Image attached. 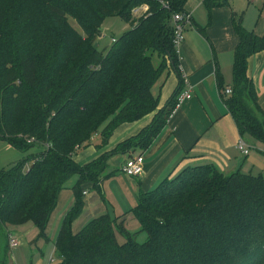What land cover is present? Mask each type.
Here are the masks:
<instances>
[{
	"label": "trees",
	"instance_id": "16d2710c",
	"mask_svg": "<svg viewBox=\"0 0 264 264\" xmlns=\"http://www.w3.org/2000/svg\"><path fill=\"white\" fill-rule=\"evenodd\" d=\"M144 1L151 10L114 37L105 51L98 49L94 43L101 34L100 25L112 15L129 21L131 9ZM9 2L14 6L8 7ZM186 2L0 0V139L20 149L46 143L37 155L0 170V239L6 238L10 227L28 222L47 237L63 186L77 174L76 202L55 241L59 264H264V177L240 170L226 174L212 163L186 166L156 187L139 191L130 211L147 234L144 242L126 229L124 218L108 213L72 231V221L83 204L84 190L79 186L89 182L100 189L108 155L148 148L176 107L185 82L174 46L172 15L184 11ZM207 4L228 1L208 0ZM33 12L43 16L40 24ZM235 30L240 41L234 55L232 92L222 97L227 96L225 102L240 135L264 144V110L247 74L248 58L264 49V34L248 31L240 22H235ZM14 45L20 73L9 66ZM82 47H86L83 57L46 102L49 88ZM153 55L158 57L157 65ZM43 59L48 63L38 77ZM170 71L179 81L160 106L153 88ZM33 90L46 102V115L27 117L23 132L28 137L20 138L13 117L28 103L26 92ZM153 112L146 126L110 151L86 164L74 159L80 148L89 145L81 144L86 135L97 133L100 126L95 146L103 148L120 125Z\"/></svg>",
	"mask_w": 264,
	"mask_h": 264
},
{
	"label": "crops",
	"instance_id": "0c3cea01",
	"mask_svg": "<svg viewBox=\"0 0 264 264\" xmlns=\"http://www.w3.org/2000/svg\"><path fill=\"white\" fill-rule=\"evenodd\" d=\"M240 1L244 3L241 10L232 5L234 0L228 1L227 6H219L225 7L219 8L218 11V6L212 5L211 18L207 27L194 19V11L202 7L207 9L208 0H192L191 3L188 1L186 7L184 6L185 11L191 13L192 20L184 28V40L179 47V67L182 78L184 77L191 87V98L184 100L174 109L148 148H137L124 153L125 160L138 155L143 157V171L139 176H127L120 169L125 175L123 179L129 188L127 193L129 209L137 204L140 190L147 191L156 187L164 178L173 177L189 165L212 163L226 174L237 170L253 173L256 163L248 161L247 157L251 148L257 145L256 149H264V144L252 138L248 140L249 136L240 135L237 124L228 111L225 102L227 96L222 97V90L233 85L234 55L240 41L235 30V22H240L246 30L260 36L264 34V0ZM172 72L170 71V74ZM247 74L253 80L258 102L264 110V49L248 58ZM174 75L175 79L168 75L172 91L179 81L178 76L175 73ZM153 115L154 113H150L135 122L120 125L103 148L95 146L100 139L97 142H92L90 139L89 145L84 147L86 150L84 158L78 159L77 162L86 164L103 152L110 151L120 142L137 134L152 120ZM240 138L248 143L250 147L248 154L237 149L236 143ZM260 151L264 155V150ZM84 192L85 195L87 192L86 190ZM73 206L57 218L54 226L51 223V216L46 230L47 237H43L48 241L49 233L54 235L51 252L54 257L51 259V264H59L55 253V241L66 214ZM95 217L96 215L91 219ZM124 220L126 221V218ZM75 226H77V216L72 221V231L76 233L83 228L74 231ZM9 232L12 234L11 231ZM12 236L16 239L13 234ZM16 241L19 245V241L17 239ZM15 263L17 264V260Z\"/></svg>",
	"mask_w": 264,
	"mask_h": 264
},
{
	"label": "rangeland",
	"instance_id": "374dc122",
	"mask_svg": "<svg viewBox=\"0 0 264 264\" xmlns=\"http://www.w3.org/2000/svg\"><path fill=\"white\" fill-rule=\"evenodd\" d=\"M191 3L192 0H187ZM230 1V0H228ZM12 2V1H11ZM9 2L7 4L8 7H13L14 5ZM185 4V7H186ZM243 1L234 0L232 4L234 7L238 9H243ZM218 9L223 8L219 7L221 5H217ZM227 6V5H226ZM201 9H198L194 14V19L199 23H203L205 27L208 26V22L211 18L212 8L206 5ZM215 7V6H214ZM186 10V8H184ZM151 10V5L144 1L139 5L134 6L131 9V19L129 21H125L121 16L112 15L108 17L101 25L100 31L101 34L97 36L95 40V45L98 46L102 52L107 49L108 46L111 45L113 38L120 36L126 29L130 28L133 25H136L138 21L144 16L148 11ZM33 17L36 18V24H40L43 16L39 12H33ZM70 24L79 32L83 33L80 29L79 25L73 18H69ZM211 34H213L211 32ZM86 51V47H82L80 50H77L74 55L71 57L69 61L68 68L61 73L52 86L48 90V99L46 102L54 96V94L59 90L65 80L68 78L71 73L73 66L78 60H80ZM16 52L15 45L12 50L11 63L10 68L15 70L16 73H20L21 66L18 60H16ZM153 63L157 65L159 60L156 55H153ZM48 63L47 59H43L39 63L38 77L45 69L46 64ZM168 75L173 76L175 79V75L172 72ZM168 75L163 74L156 84L154 85L153 92L159 99L160 106L164 104L165 100L168 98V94L171 93ZM29 98L28 103L23 104L20 113L18 116H14L15 122V134L17 137H28L25 135L23 130L26 125V119L29 116L41 115L45 114L46 102L37 95L34 90L32 94L30 92H26ZM159 109V107H158ZM157 113V109L154 111ZM153 112V113H154ZM103 126H100L99 131L97 133H93L90 137H92V142H97L100 138L101 130ZM86 138L83 141L84 144L86 142L90 143L89 138ZM248 140H252L251 138H247ZM80 144V143H79ZM77 144V145H79ZM76 145V146H77ZM46 148V143L35 142L31 146H27L26 149H20L16 146L12 145L7 140L0 139V170L8 169L14 164L22 161L24 159H30L33 155H37L39 152L43 151ZM256 147L251 148L250 154L247 157L248 161H254L255 167L253 168V173L261 174L264 177V155L260 150L264 149H256ZM84 151V152H83ZM85 149L80 148L74 159L78 161L81 158H84ZM126 154L124 153H111L107 157L106 170L104 172V179L101 183L100 189L95 188L91 183L86 182L79 186L80 190H86V194L82 196L83 204L80 213L77 216V226H75L74 231H78L87 223L91 217L96 215L100 216L101 214L108 213L112 217H124L126 218L125 225L126 229L132 233L137 234V239L139 242H144L147 240V234L144 231H141V226L136 217L131 213L130 209L127 206V193H129V188L127 182L123 179L125 176L121 173L123 165L125 163ZM251 158V159H249ZM31 161V160H30ZM175 176V175H174ZM78 182V175L74 174L70 179L66 181L63 186V189L59 196V201L56 208L52 214V226H54L57 218L65 211L71 208L75 204L77 190L74 189V186ZM74 203V204H73ZM73 204V205H72ZM129 209V210H128ZM33 226V227H32ZM9 231L16 237L19 241V245H17L14 249H11L8 232L6 238L0 239V264H51L54 255L52 252L53 248V240L54 235L49 233L50 240L46 241L43 237L40 236L35 224L28 223L26 225H22L19 227H10ZM11 234V235H12ZM120 241L124 239L121 236H118ZM7 248L10 250L7 251ZM59 260V259H58ZM60 261V260H59Z\"/></svg>",
	"mask_w": 264,
	"mask_h": 264
},
{
	"label": "built area",
	"instance_id": "2783aa9c",
	"mask_svg": "<svg viewBox=\"0 0 264 264\" xmlns=\"http://www.w3.org/2000/svg\"><path fill=\"white\" fill-rule=\"evenodd\" d=\"M164 6L169 7L168 4H165ZM191 20H192L191 13L185 10L182 12L173 13L172 15V25L174 28V46L178 53H179V47L184 40V35H183L184 28L186 24L191 23ZM112 41H115V39L113 38ZM184 82H185V88L179 93L177 97L176 107H178L184 100L191 98V87L188 84V81L185 80V78H184ZM222 92L225 95H228L232 92V90L229 87V88L222 90ZM32 140L33 139H29V141H32ZM236 147L238 150H240L244 154L249 153L250 147L248 143L245 141V139L243 138H240L238 140V142L236 143ZM142 162H143V157L141 155L130 157L125 161L123 168L121 170L127 176H130V177L139 176L143 171ZM9 242H10L11 247H15L18 245V242L11 234L9 236Z\"/></svg>",
	"mask_w": 264,
	"mask_h": 264
}]
</instances>
